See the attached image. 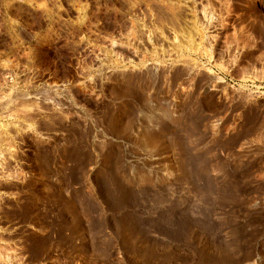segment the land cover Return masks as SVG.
<instances>
[{
    "label": "rangeland",
    "instance_id": "374dc122",
    "mask_svg": "<svg viewBox=\"0 0 264 264\" xmlns=\"http://www.w3.org/2000/svg\"><path fill=\"white\" fill-rule=\"evenodd\" d=\"M0 264H264V0H0Z\"/></svg>",
    "mask_w": 264,
    "mask_h": 264
}]
</instances>
